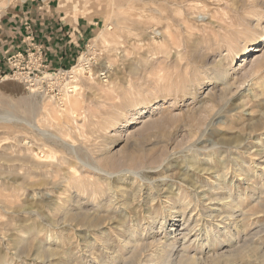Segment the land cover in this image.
<instances>
[{
	"label": "rangeland",
	"instance_id": "1",
	"mask_svg": "<svg viewBox=\"0 0 264 264\" xmlns=\"http://www.w3.org/2000/svg\"><path fill=\"white\" fill-rule=\"evenodd\" d=\"M14 1L0 0V19ZM51 1L59 2L60 9L78 21L90 22L95 32L85 41L74 61L62 67L65 70L50 66V77L29 73L32 69L22 65L15 78L7 76L9 72L0 71V110L12 111L49 132L39 134L25 123H17L19 130L8 129L0 122V168L3 166L0 169V200H3L0 202V264H91L93 261L94 264L98 261V264H171L167 261L169 252L156 258L154 246H142L152 241L153 235L160 243H174L179 254L194 252L201 259H211V253L215 257L229 247L228 250L237 255L234 264H264V0ZM246 51L248 54L244 57ZM223 70L228 74L221 79L218 73ZM255 95L260 99L254 100ZM207 128L208 132L203 134ZM218 130H223L222 134ZM244 132L243 142L233 141ZM69 144H73V150ZM136 152L144 157L143 161L139 158L141 164L130 161ZM29 157L35 161H29ZM53 157L55 162H46ZM223 158L231 167L226 169L231 172L227 181L220 182L217 174L225 170L220 163ZM38 162L43 164L37 165ZM112 170L116 173L106 176ZM134 172L141 177H134ZM73 175L76 178L80 175L77 183L71 181ZM137 182L144 185L140 189L160 186L165 194L148 203L139 195L133 209L96 205L101 200H111L116 193L121 195L124 184L131 186L132 191ZM93 186L108 191L100 199H94L95 206H92ZM167 186H175L176 193L188 190L185 193L192 199L191 206L180 202L174 206L175 202L170 205L165 201V195H169ZM194 186L203 192L200 198L204 200L199 201L194 195ZM213 194H220L222 198L218 200ZM65 195H71L73 206L63 212L51 201L54 198L60 201ZM224 201L230 204L223 205ZM149 204L151 206L147 207ZM105 210H109L110 216L116 214V219L99 227L80 223L101 219ZM66 213L74 217L75 222L72 218L67 220ZM173 216L188 228V236L184 234L182 241L178 240L177 233L169 232ZM224 216L241 223L228 228L232 236L225 242V232L218 229L220 238L215 243L213 235L208 236L206 232L214 234L211 225L224 226L225 223H221ZM163 222H167L164 229L160 228ZM201 228H205L204 231ZM105 229L106 235H100ZM133 229L137 230L138 241L129 242ZM237 229L240 232L237 233ZM242 248L247 251L246 256L242 255ZM172 254L170 260L177 264L179 257L176 258L175 250Z\"/></svg>",
	"mask_w": 264,
	"mask_h": 264
},
{
	"label": "bare ground",
	"instance_id": "2",
	"mask_svg": "<svg viewBox=\"0 0 264 264\" xmlns=\"http://www.w3.org/2000/svg\"><path fill=\"white\" fill-rule=\"evenodd\" d=\"M128 1V0H127ZM121 2V1H120ZM123 3V2H122ZM130 3V2H129ZM141 3H142V1H141ZM257 3V2H256ZM116 5V4H115ZM138 7V6H137ZM122 9V8H121ZM125 10V9H124ZM138 10V9H137ZM142 10V9H141ZM246 11V10H245ZM250 13V12H249ZM254 13V12H253ZM144 14V13H143ZM250 14H252V13H250ZM253 15V14H252ZM246 16H247V14H246ZM259 16V15H258ZM140 17V16H139ZM252 17V16H251ZM250 17V18H251ZM251 20V19H250ZM249 20V21H250ZM259 21V20H258ZM260 22V21H259ZM249 23V22H248ZM146 24H148L147 23V21H146ZM235 24V23H234ZM141 27V26H140ZM238 29V28H237ZM232 35V34H231ZM260 42H262V41H260ZM259 48V47H258ZM257 48V49H258ZM246 50V49H245ZM248 54V52L246 51V53L243 55L244 57H246V55ZM242 57V56H241ZM222 66H224V65H222ZM220 67V66H219ZM72 70V69H71ZM226 70H223V71H221V72H219L218 73V76H219V78H221V77H224L225 75H226ZM228 74V73H227ZM230 74V73H229ZM213 75V74H212ZM211 75V76H212ZM214 77H216L215 75H214ZM208 78V77H207ZM264 78V77H263ZM216 79V78H215ZM222 79V78H221ZM211 80H213L212 78H211ZM209 81V80H208ZM223 81V80H222ZM225 81H226V78H225ZM259 81V80H258ZM222 84H225V83H222ZM229 84V83H228ZM258 85V84H257ZM224 86V85H223ZM253 86V85H252ZM264 86V85H263ZM257 87H260V86H257ZM218 88V87H217ZM223 88H225V87H223ZM227 88V87H226ZM256 89H258V88H256ZM262 91V90H261ZM264 91V90H263ZM227 92V91H226ZM225 92V93H226ZM253 92H255V91H253ZM213 94V93H212ZM215 94H217V93H215ZM248 94H251V93H249L248 92ZM253 94V93H252ZM259 94V93H258ZM262 94L264 95V92H262ZM214 95V94H213ZM218 95V94H217ZM226 95V94H225ZM47 96V95H46ZM221 96V95H220ZM216 97H218V96H216ZM262 97H264V96H262ZM253 99L254 100H259L260 98H259V96L258 95H255L254 97H253ZM222 100V99H221ZM220 100V101H221ZM219 101V100H218ZM248 101V100H247ZM262 101L264 102V98L262 99ZM219 103V102H218ZM227 103V102H226ZM219 106H222V105H219ZM224 108V107H223ZM228 109V108H227ZM231 109V108H230ZM246 109V108H245ZM226 110V109H225ZM224 110V111H225ZM247 110H249V109H247ZM0 111H2V110H0ZM33 111V110H32ZM233 111V110H232ZM223 112V111H222ZM239 112H240V110H239ZM236 113V112H235ZM244 113H246V112H244ZM263 113H264V110H263ZM237 114V113H236ZM239 114V113H238ZM48 115V114H47ZM249 115L251 116L252 115V112L251 111H249ZM263 116V115H262ZM218 117V116H217ZM220 118V117H219ZM222 118V117H221ZM215 119V118H214ZM213 119V120H214ZM38 120V119H37ZM217 120H219V119H217ZM222 120V119H221ZM261 120V119H260ZM42 121V120H41ZM145 121H147L146 119H145ZM220 121V120H219ZM223 121V120H222ZM221 121V122H222ZM263 121V120H262ZM0 122H2V123H5V127H8V129H13V130H19V126H18V124L19 123H25L26 125H28V126H30L31 128H33V131L35 130L37 133H39V134H47V133H49L47 130H45L43 127H42V125L40 126L39 124H35L34 122H31V121H29L28 119H26V118H23V117H19V116H17V115H15L12 111H5V112H3L2 111V113H0ZM12 122H16V124L15 123H12ZM227 122V121H226ZM18 123V124H17ZM210 125V124H209ZM256 125V124H255ZM254 125V126H255ZM204 126V125H203ZM211 127V126H210ZM259 127V123L257 124V128ZM220 128V127H219ZM262 128H264V126L262 127ZM261 128V126H260V129H262ZM204 129V128H203ZM213 129V128H212ZM222 129V128H221ZM255 129V128H254ZM5 130V129H4ZM28 130V129H27ZM233 130V129H232ZM23 131H26V129L25 130H23ZM213 131V130H212ZM227 131V130H226ZM234 131V130H233ZM258 131V130H257ZM257 131H255L254 130V132H257ZM264 131V130H263ZM206 132H208V128L207 129H205L204 131H203V134H205ZM218 132L220 133V134H222V132H223V130H218ZM31 133H33L32 131H31ZM213 133V132H212ZM229 133V132H228ZM245 133L246 132H244V133H239L238 135H237V137H235V139L233 140V141H237L238 143H240L246 136H244L245 135ZM253 133V132H252ZM258 133V132H257ZM215 134V133H214ZM224 134V133H223ZM249 134V133H248ZM260 134V133H259ZM261 134H262V132H261ZM15 135V134H14ZM18 135V134H17ZM24 135H26V134H24ZM29 135V134H28ZM35 135V134H34ZM49 135V134H48ZM47 135V136H48ZM207 135H209V134H207ZM226 135V134H225ZM233 135V134H232ZM254 135H255V133H254ZM18 136H20V135H18ZM39 136V135H38ZM46 136V135H45ZM248 136V135H247ZM225 137H227V136H225ZM230 137V136H229ZM261 137V136H260ZM199 138V137H198ZM203 138V137H202ZM232 138V137H231ZM37 139V138H36ZM196 139V138H195ZM200 139V138H199ZM233 139V138H232ZM211 140H212V138H211ZM250 140V139H249ZM248 140V141H249ZM63 141H64V139H63ZM202 141V140H201ZM260 141V140H259ZM65 142V141H64ZM195 142H197V141H195ZM211 142V141H210ZM214 142V141H213ZM243 142V141H242ZM26 143V142H25ZM37 143V142H36ZM41 143V142H40ZM199 143V142H198ZM197 143V144H198ZM28 144V143H27ZM31 144V143H30ZM42 144H44V143H42ZM67 144V143H66ZM200 144H202L201 142H200ZM212 144V143H211ZM216 144V143H215ZM1 145V144H0ZM32 145V144H31ZM199 145V144H198ZM242 145V144H241ZM260 145V144H259ZM30 146V145H29ZM189 146V145H188ZM191 146V145H190ZM237 146V145H236ZM245 146V145H244ZM247 146V145H246ZM197 147H199V146H197ZM196 147V148H197ZM11 148V147H10ZM69 148L70 149H74V146H73V144L71 145V144H69ZM227 148V147H226ZM26 149V148H25ZM31 149V148H30ZM260 149V148H259ZM10 150V149H9ZM12 150H14V149H12ZM204 150V149H203ZM220 150V149H219ZM227 150H228V148H227ZM235 150H237L236 148H235ZM252 150V149H251ZM28 151V150H27ZM74 151H76V150H74ZM188 151V150H187ZM193 151V150H192ZM242 151V150H241ZM6 152V151H5ZM140 152H142V151H140ZM206 152V151H205ZM252 152H253V150H252ZM18 153H21V152H18ZM28 153V152H27ZM74 153V152H73ZM255 153H256V151H255ZM262 153V152H261ZM260 153V154H261ZM3 154V153H2ZM6 154V153H5ZM13 154V153H12ZM31 154V153H30ZM137 154V152L135 153V154H133L132 156H131V159H130V161H132L133 163H137L138 161H139V158H141V160L143 161L144 160V157H142L143 155H142V153H141V155H136ZM191 154V153H190ZM244 154V153H243ZM263 154H264V152H263ZM9 155V154H8ZM29 155V154H28ZM146 155V154H145ZM183 155V154H182ZM226 155V154H225ZM232 155V154H231ZM4 156V155H3ZM11 156V155H10ZM23 156H25V155H23ZM245 156V155H244ZM253 156H254V154H253ZM263 156V155H262ZM6 157V156H5ZM16 157V156H15ZM31 157V156H30ZM30 157H29V161L31 160L30 159ZM47 157V156H46ZM175 157V156H174ZM247 157V156H246ZM251 159H253L252 158V155H250L249 156ZM32 158V157H31ZM34 158V157H33ZM56 158V157H55ZM169 158V157H168ZM255 158H257L256 157V155H255ZM264 158V157H263ZM4 159H6V158H4ZM16 159V158H15ZM20 159V158H19ZM26 159H27V157H26ZM37 159H40V158H38L37 157ZM46 159V158H45ZM48 159V158H47ZM52 159H54V157L53 158H51L50 160H46V162L47 161H49V162H47V163H53V162H55V161H53ZM199 159H201V157L199 158ZM198 159V160H199ZM249 159V158H248ZM12 160V159H11ZM79 160V159H78ZM169 160H170V158H169ZM187 160V159H186ZM203 160V159H202ZM206 160V159H205ZM236 160V159H235ZM243 160V159H242ZM244 160H245V158H244ZM256 160V159H255ZM259 160V159H258ZM28 161V162H29ZM32 161V160H31ZM33 161H35V159L33 160ZM32 161V162H33ZM58 161H60V160H58ZM104 161H105V159H104ZM200 161V160H199ZM204 161V160H203ZM210 162H211V160H209ZM208 161V162H209ZM248 161V160H247ZM262 161V160H261ZM264 161V160H263ZM12 162V161H11ZM28 162H27V164H28ZM74 162V161H73ZM81 162V161H80ZM186 161H184V163H185ZM207 162V163H208ZM260 162V161H259ZM30 163V162H29ZM39 164H37V165H40V164H43L42 162H38ZM139 164H141L140 162H138ZM137 163V164H138ZM167 163V162H166ZM220 163H223V168L225 169L222 173H219V174H217V178L220 180V182H222V181H227L228 180V176H229V172H231V171H229L228 172V170L226 169L227 167H228V165H227V160L226 159H220ZM252 163V162H251ZM251 163H249V164H251ZM12 164V163H11ZM18 164V163H17ZM60 164H62V163H60ZM59 164V165H60ZM132 164V163H131ZM144 164V163H143ZM155 164V163H154ZM212 164V163H211ZM248 163H247V165H249ZM260 164V163H259ZM8 165V164H7ZM82 165H84L83 163H82ZM103 165V164H102ZM105 165V164H104ZM114 165V167L113 168H115V164H113ZM120 165V164H119ZM134 165V164H133ZM151 165V164H150ZM160 165V164H159ZM168 165V164H167ZM233 166H234V164H232ZM237 165V164H236ZM26 166H28V165H26ZM64 166V165H63ZM76 166V165H75ZM88 166V165H87ZM147 166V165H146ZM161 166V165H160ZM160 166H158V167H160ZM186 166V165H185ZM206 166V165H205ZM251 166H253V164L251 165ZM254 166H256V165H254ZM24 167V166H23ZM105 167V166H104ZM111 167V166H110ZM119 167H121V166H119ZM139 167V166H138ZM145 167V166H144ZM152 167V165L150 166V168ZM158 167H157V169H158ZM183 167V166H182ZM8 168V167H7ZM13 168V167H12ZM17 168V167H16ZM61 168H63V167H61ZM93 168H95V169H98V170H100V171H103L102 170V168H99V167H93ZM112 168V167H111ZM126 168V167H125ZM130 168H132V167H130ZM143 168V167H142ZM146 168H148V167H146ZM162 169H164L163 167H161ZM209 168V167H208ZM207 168V169H208ZM228 168H231L230 166L228 167ZM237 168V167H236ZM245 168V167H244ZM260 168V167H259ZM258 168V169H259ZM263 168H264V166H263ZM0 169H3V166H2V168H0ZM15 169V168H14ZM78 169V168H77ZM134 169V168H133ZM136 169H138V168H136ZM141 169V168H140ZM180 169H183V168H180ZM195 169V168H194ZM258 169H256L257 171H258ZM69 170V169H68ZM117 170H119V169H117ZM127 170H128V167H127ZM143 170V169H142ZM141 170V171H142ZM147 170V169H146ZM156 169H154V171H155ZM211 170V169H210ZM236 170V169H235ZM242 170V169H241ZM14 171V170H13ZM27 171V170H26ZM25 171V172H26ZM87 171V170H86ZM86 171H84V172H86ZM111 171V170H110ZM114 171H116V170H114ZM136 171V170H135ZM187 171V170H186ZM197 171V170H196ZM243 171V170H242ZM241 171V172H242ZM252 171V170H251ZM250 171V172H251ZM253 171H255V170H253ZM263 171V170H262ZM16 172H18V171H16ZM30 172V171H29ZM64 172H66V171H64ZM105 172V171H104ZM127 172V171H126ZM184 172V171H183ZM182 172V173H183ZM198 172H200L199 170H198ZM220 172V171H219ZM240 172V173H241ZM244 172V171H243ZM7 173V172H6ZM19 173V172H18ZM23 173V172H22ZM68 173V172H67ZM71 173V172H70ZM89 173V172H88ZM115 174L116 172H113V170H112V172H108V173H106V176H111V175H113V174ZM120 173V172H119ZM196 173V172H195ZM211 173V172H210ZM62 174V173H61ZM99 174V173H98ZM102 174V173H101ZM105 174V173H104ZM125 174V173H124ZM158 174V173H157ZM185 174H186V172H185ZM207 174V173H206ZM215 174V173H214ZM243 174V173H242ZM246 174V173H245ZM252 174H253V172H252ZM18 175H21V174H18ZM25 175V174H24ZM29 175V174H28ZM56 175V174H55ZM103 175V174H102ZM121 175V174H120ZM126 175V174H125ZM134 177H136V178H139V177H141V175L138 173V172H134ZM150 175V174H149ZM196 175V174H195ZM259 175V174H258ZM257 175V176H258ZM262 175V174H261ZM260 175V176H261ZM32 176V175H31ZM64 176V175H63ZM76 176V175H75ZM74 175H73V177H71L70 179H71V181L73 182V183H77V180L76 179H79V176H78V178H76ZM83 176V175H82ZM96 176V175H95ZM119 176V175H118ZM197 176V175H196ZM245 176V175H244ZM21 177V176H20ZM23 177V176H22ZM40 177V176H39ZM39 177H37V178H39ZM56 177V176H55ZM188 177V176H187ZM186 177V178H187ZM234 177V176H233ZM32 178V177H31ZM59 178V177H58ZM88 178V177H87ZM102 178V177H101ZM135 178V179H136ZM242 178H244V177H242ZM248 178V177H247ZM250 178V177H249ZM253 178H255V177H253ZM19 179V178H18ZM23 179V178H22ZM26 179V178H25ZM34 179V178H33ZM42 179V178H41ZM46 179H48V178H46ZM111 179H112V177H111ZM116 179V178H115ZM158 179H160V178H158ZM208 179H209V177H208ZM213 179L214 178H212V183H213ZM21 180V179H20ZM37 180V179H36ZM39 180V179H38ZM59 180H62V179H59ZM80 180H81V178H80ZM103 180V179H102ZM117 180V179H116ZM142 180H144V179H142ZM192 180V179H191ZM232 180H233V178H232ZM245 180H247V179H245ZM249 180H251V179H249ZM248 180V181H249ZM41 181V180H40ZM55 181H58L57 179H55ZM67 181V180H66ZM79 181V180H78ZM112 181V180H111ZM129 181H131V180H129ZM161 181V180H160ZM167 181H169V180H167ZM197 181H198V179H197ZM215 181V180H214ZM21 182V181H20ZM31 182V181H30ZM35 182V181H34ZM39 182V181H38ZM98 182H99V180H98ZM102 182V181H101ZM120 182H122V181H120ZM139 182V181H138ZM138 182H137V184L135 183L134 185H133V190L131 191L130 190V188L129 187H131V186H126L125 184H124V186H122V188H121V192H122V194L121 195H119V193H116L114 196H111V200H101V201H99V203L98 204H96L97 206H102V207H104L105 208V206L107 207H111L112 209H115L116 207H119V208H121V209H123V208H125V209H133L134 208V206H135V201H136V199L138 198V196L139 195H142L143 196V198H144V202L145 203H148V202H151V201H155L156 200V198H157V196H160V195H163V194H165V191L162 189V188H159V187H156L155 185H148V187L147 188H144V189H140L142 186H144V185H142V184H138ZM147 182V181H146ZM200 182V181H199ZM37 183V182H36ZM52 183V182H51ZM92 183V185H94V184H97L96 182H91ZM150 183V182H149ZM170 183V182H169ZM181 183V182H180ZM197 183V182H196ZM206 183V182H205ZM210 183V182H209ZM208 183V184H209ZM234 183V182H233ZM25 184V183H24ZM114 184V183H113ZM116 184V183H115ZM154 184V183H153ZM173 184V183H172ZM171 184V185H172ZM198 184V183H197ZM207 184V185H208ZM230 183H228V185H229ZM246 184H247V182H246ZM263 184V183H262ZM16 185V184H15ZM30 185H32L31 183H30ZM63 185V184H62ZM65 185V184H64ZM63 185V186H64ZM81 185V184H80ZM83 185V184H82ZM84 185H86V184H84ZM119 185V184H118ZM120 185H122V184H120ZM142 185V186H141ZM194 185V184H193ZM193 185H192V187H193ZM201 185H204V184H201ZM218 185H220V184H218ZM223 186H224V184H222ZM221 185V186H222ZM232 185V184H231ZM239 185V184H238ZM250 185V184H249ZM254 185V184H253ZM252 185V186H253ZM259 185V184H258ZM2 186V185H1ZM36 186H38V185H36ZM44 186V185H43ZM53 187H54V185H52ZM141 186V187H140ZM147 186V185H146ZM173 186V185H172ZM172 186H170V187H168V189L166 190L167 191V194H169V195H165V197L167 198L165 201H168L169 203H170V205H172V204H174V202H175V204H174V206L176 205V202H180L181 204H183V206H191V204H192V199L189 197V194L187 195L185 192L186 191H188V190H186V191H182V192H178V193H176L175 192V189H174V187H172ZM230 186V185H229ZM233 186V185H232ZM260 186V185H259ZM21 187V186H20ZM19 187V188H20ZM38 187H40V186H38ZM65 187V186H64ZM86 187V186H85ZM89 187V186H88ZM94 187V189H93V196H94V198H93V204H92V206H95V200L94 199H96V198H99V197H101V196H103V195H105L108 191L107 190H104V189H106V188H104V189H101L100 187L98 188L97 186H93ZM106 187H107V185H106ZM120 187V186H119ZM118 187V188H119ZM140 187V188H139ZM162 187V186H161ZM195 187V189H193L192 191H194L195 192V196H197L198 197V199H199V201L201 200V199H203L204 200V198H200V196L202 195V193L203 192H201V190L200 191H197V187L196 186H194ZM201 187H204V186H201ZM213 187V186H212ZM215 187V186H214ZM218 187V186H217ZM226 187V186H225ZM251 187V186H250ZM254 187H256L257 188V185L256 186H254ZM5 188V187H4ZM46 188V187H45ZM44 188V189H45ZM65 188H67V187H65ZM80 188V187H79ZM108 188V187H107ZM209 188H211V186L209 187ZM231 188V186L229 187V189ZM234 188V187H233ZM246 188H247V186H246ZM253 188V187H252ZM255 188V189H256ZM260 188V187H259ZM56 189H57V187H56ZM61 189V188H60ZM63 189V188H62ZM76 189V188H75ZM74 189V190H75ZM82 189V188H81ZM189 189V188H188ZM200 189V188H199ZM203 189V188H202ZM206 189V188H205ZM211 189H214V188H211ZM210 189V190H211ZM255 189H253V190H255ZM21 190H23V188L21 189ZM67 190V189H66ZM86 190V188L84 189V191ZM182 190H183V188H182ZM218 190H219V188H218ZM218 190H216V192L218 191ZM256 190H258V188L256 189ZM36 191V190H35ZM53 191V190H52ZM76 191V190H75ZM112 191V190H111ZM119 191V192H120ZM178 191V190H177ZM213 191H215V190H213ZM219 191H221V189L219 190ZM218 191V192H219ZM225 191H226V189H225ZM70 192V191H69ZM76 192H78V191H76ZM80 192H81V190H80ZM89 192V191H88ZM113 192V191H112ZM210 192V191H209ZM215 192V193H216ZM230 193H231V191H229ZM239 192V191H238ZM242 192V191H241ZM257 192V191H256ZM259 192V191H258ZM261 192V191H260ZM264 192V191H263ZM40 193V192H39ZM193 193V192H192ZM222 193V192H221ZM227 193V192H226ZM253 193H254V191H253ZM34 194V196H35V192L33 193ZM50 194V193H49ZM51 194H53V193H51ZM58 194V193H57ZM67 194H70V193H67ZM78 194H80V193H78ZM82 194V193H81ZM232 195L234 194L233 192L231 193ZM236 194V193H235ZM24 195V194H23ZM30 195H32V194H30ZM71 195H73V194H71ZM70 195V196H71ZM204 195V194H203ZM202 195V196H203ZM211 195V194H210ZM215 197L214 198H217L218 200L220 199V198H222V195H220V194H213ZM228 195V194H227ZM226 195V196H227ZM60 196H62V195H60ZM69 195H65V198H62V200H57V198H54L55 200L54 201H51V203L53 204V206H57V209L58 210H63V212L64 211H67L68 210V207L69 206H71L72 205V201H73V199L70 197ZM78 196V195H77ZM77 196H75V197H77ZM80 196V195H79ZM85 196V195H84ZM246 196V195H245ZM258 196V195H257ZM257 196H256V199H257ZM16 197V196H15ZM140 197V196H139ZM205 197V196H204ZM260 196H258V198H259ZM88 198H89V196H88ZM163 198V197H162ZM224 198H226V197H224ZM243 198V197H242ZM248 198V197H247ZM247 198H244V199H246L247 200ZM255 198V197H254ZM92 199V198H91ZM100 199V198H99ZM98 199V200H99ZM197 199V198H196ZM197 199V200H198ZM235 199H237V198H235ZM238 199H240V198H238ZM255 199V200H256ZM139 200V199H138ZM202 200V201H203ZM210 200V199H209ZM223 200V199H222ZM221 200V201H222ZM227 200V199H226ZM3 201V200H2ZM1 200H0V202H2ZM5 201V200H4ZM13 201H15V200H13ZM103 201H105V202H103ZM208 201V200H207ZM206 201V203H208ZM228 201V200H227ZM249 201V200H248ZM33 202V201H32ZM40 202V201H39ZM83 202V201H82ZM139 202V201H138ZM212 202V201H211ZM231 202V201H230ZM242 202V201H241ZM243 202H247V201H243ZM88 203V202H87ZM90 203V202H89ZM193 203H194V201H193ZM205 203V202H204ZM203 203V204H204ZM210 203V202H209ZM261 203V202H260ZM39 204V203H38ZM73 204H75V203H73ZM82 204H84V203H82ZM214 204V203H213ZM223 205H229L230 203L229 202H223L222 203ZM246 204V203H245ZM13 205H14V203H13ZM12 205V206H13ZM17 205V204H16ZM21 205V204H20ZM47 205V204H46ZM90 205V204H89ZM211 205V204H210ZM28 205H26V207H27ZM73 206V205H72ZM76 206H78V204L76 205ZM91 206V207H92ZM96 206V207H97ZM141 206V205H140ZM145 206V205H144ZM148 206H151L150 204L149 205H147V207ZM160 206V205H159ZM195 206V205H194ZM193 206V207H194ZM136 207V206H135ZM167 207V206H166ZM170 207V206H169ZM201 207V206H200ZM205 207V206H204ZM247 207V206H246ZM16 208V207H15ZM19 208H20V206H19ZM30 208H32V207H30ZM36 208V207H35ZM71 208H74V207H71ZM86 208H87V206H86ZM100 208V207H99ZM137 208H139V207H137ZM153 208V207H152ZM190 208V207H189ZM259 208V207H258ZM9 209L11 210V208L9 207ZM27 209H29V208H27ZM89 209V208H88ZM91 209V208H90ZM197 209V208H196ZM203 209V208H202ZM26 210V209H25ZM38 210H39V207H38ZM45 210H46V208H45ZM84 210V209H83ZM97 210V209H96ZM100 210V209H99ZM109 210H111V209H109ZM109 210H105L104 212H105V215L104 216H102L101 217V219H95V218H92V220L91 221H87V220H84V221H82V222H80V223H82V224H84V225H87V226H91V227H99V226H102L101 224L102 223H104V222H107V221H110V220H114V218L116 219V214H113V215H115V216H110V213L108 212ZM184 210V209H183ZM21 211V210H20ZM19 211V212H20ZM23 211H24V209H23ZM34 211V210H33ZM75 211H79V210H75ZM80 211H82V210H80ZM89 211V210H88ZM93 211V210H92ZM126 211V210H125ZM184 211H188V210H184ZM208 211V210H207ZM225 211V210H224ZM239 211H240V209H239ZM243 211V210H242ZM254 211V210H253ZM257 211V210H256ZM260 211H262V210H260ZM264 211V210H263ZM46 212V211H45ZM180 212V211H179ZM219 212V211H218ZM124 211L122 212V214H121V216H123L124 215ZM175 213V212H174ZM196 213V212H195ZM199 213V212H198ZM211 213H212V210H211ZM238 213V212H237ZM246 213V212H245ZM258 213H260V212H258ZM182 214H184V213H182ZM190 214V213H189ZM209 215H210V213H208ZM232 214V213H231ZM66 215V219L67 220H69L70 218H72V221H74L75 220V218L74 217H71L70 216V214H65ZM68 215V216H67ZM185 215V214H184ZM190 215H193V214H190ZM201 215H203V214H201ZM207 215V214H206ZM246 215V214H245ZM127 216V215H126ZM135 216H137V215H135ZM145 216V215H144ZM196 216V215H195ZM198 216V215H197ZM200 216V215H199ZM205 216V215H204ZM58 217V216H57ZM56 217V218H57ZM79 217V216H78ZM82 217V216H81ZM81 217H80V219H81ZM133 217V216H132ZM241 217V216H240ZM251 217V216H250ZM43 218V217H42ZM62 218V217H61ZM64 218V217H63ZM91 218V217H90ZM124 218V217H123ZM151 218V217H150ZM154 218V217H153ZM161 218V217H160ZM202 218V217H201ZM204 218V217H203ZM206 218H208V217H206ZM239 218V217H238ZM238 218H236V219H238ZM242 218V217H241ZM79 219V218H78ZM82 219H83V217H82ZM126 219V218H125ZM191 219V216H190V218H189V220ZM198 219V218H197ZM219 219V218H218ZM253 219V218H252ZM55 220V219H54ZM136 220V219H135ZM61 221H62V219H61ZM66 221V220H65ZM77 221V220H76ZM79 221L80 220H78V224H79ZM156 221V220H155ZM166 221V220H165ZM225 221V222H224ZM32 222V221H31ZM52 222H55V221H52ZM75 222V221H74ZM127 222V221H126ZM162 222V221H161ZM185 222V221H184ZM194 222H196V221H194ZM236 221L235 220H233L232 221V217L230 218V216H224L223 217V221L221 222V223H225V225L224 226H221V225H219V227H215V226H213L212 227V225L210 226V229H212L213 231H214V234H211V233H209V232H206L207 233V235L208 236H212L213 238H214V241H215V243L216 242H219V238H220V234H218V229H220V230H222V232L224 231L225 232V239H227V240H224L223 242H225V241H228V240H230L231 239V236H232V233L231 232H229L228 231V228H230L231 226H232V224H235V225H238V223H235ZM251 222V221H250ZM77 223V222H76ZM119 223V222H118ZM166 223L167 222H163L162 224H161V227L160 228H163L164 229V227H165V225H166ZM190 223V222H189ZM241 223V222H240ZM240 223H239V225H240ZM132 224V223H131ZM139 224V223H138ZM75 225V224H74ZM109 225V224H108ZM107 225V226H108ZM146 225V224H145ZM170 225H172V228L170 229V233H177L178 234V240L179 241H182V239H183V237L182 236H184V234H186V236H188V228L186 229V226H185V224L184 223H182L179 219H177V217H175L174 218V216H173V219H172V222L170 223ZM191 225V224H190ZM193 225V224H192ZM238 225V226H239ZM252 225V224H251ZM80 226V225H79ZM246 226H247V224H246ZM72 227V226H71ZM135 227H136V225H135ZM142 227V226H141ZM37 228V227H36ZM126 228H128L127 226H126ZM132 228V227H131ZM150 228H152V227H150ZM154 228V227H153ZM233 229H235V227H232ZM241 228V227H240ZM244 228V227H243ZM18 229V228H17ZM100 229V228H99ZM166 229V228H165ZM201 229H203V228H201ZM200 229V230H201ZM205 229V228H204ZM204 229H203V231H204ZM242 229V228H241ZM245 229V228H244ZM254 229V228H253ZM81 230V229H80ZM87 230V229H86ZM134 230V229H133ZM196 230V229H195ZM230 230V229H229ZM91 231V230H90ZM112 231V230H111ZM231 231V230H230ZM233 231V230H232ZM253 231V230H252ZM46 232H48V231H46ZM50 232V231H49ZM62 232V231H61ZM107 231H106V229L105 230H102V231H100V235H106L105 233H106ZM113 232V231H112ZM144 232V231H143ZM161 232V231H160ZM163 232V231H162ZM196 232V231H195ZM236 232V231H235ZM238 232H240V229H239V231H238V229H237V233ZM246 232V231H245ZM19 233V232H18ZM36 233V232H35ZM64 233V232H63ZM63 233H61V234H63ZM91 233V232H90ZM122 233V232H121ZM126 233H127V231H126ZM192 233V232H191ZM190 233V234H191ZM31 234V233H30ZM37 234V233H36ZM46 234V233H45ZM58 234V233H57ZM88 234V233H87ZM146 234V233H145ZM152 234V233H151ZM156 234V233H155ZM189 234V235H190ZM195 234V233H194ZM204 234V233H203ZM258 234V233H257ZM261 234V233H260ZM54 235V234H53ZM99 235V234H98ZM162 235V234H161ZM197 235V234H196ZM200 235V234H199ZM32 236V235H31ZM58 236V235H57ZM85 236V235H84ZM132 239H130L129 238V242H136V241H138V234H137V230L135 229L133 232H132ZM151 236V235H150ZM207 236V237H208ZM246 236V235H245ZM245 236H244V238H245ZM248 236V235H247ZM249 236H252V235H249ZM258 236V235H257ZM33 237V236H32ZM49 237H51V236H49ZM60 237V236H59ZM87 237H88V235H87ZM99 237V236H98ZM107 237V236H106ZM172 237V236H171ZM174 237V236H173ZM177 237V236H176ZM68 238V237H67ZM140 238V237H139ZM193 238V237H192ZM196 238L197 237H195L194 239L196 240ZM201 238V237H200ZM204 238H205V236H204ZM254 238V237H253ZM18 239H19V237H18ZM186 239V238H185ZM184 239V240H185ZM249 239V238H248ZM252 239V238H251ZM255 239V238H254ZM16 240V239H15ZM49 240H50V238H49ZM56 240V239H55ZM54 240V241H55ZM100 240V239H99ZM101 240H102V238H101ZM122 240H124V239H122ZM188 240V239H187ZM192 240V239H191ZM209 240V239H208ZM247 240V239H246ZM42 241V240H41ZM91 241V240H90ZM162 241V240H161ZM17 242V241H16ZM44 242V241H43ZM92 242V241H91ZM91 242H89V244H91ZM191 242V241H190ZM244 242V241H243ZM246 242V241H245ZM250 242H252V241H250ZM25 243V242H24ZM23 243V244H24ZM96 243V242H95ZM94 243V244H95ZM98 243V242H97ZM123 243V242H122ZM178 243V242H177ZM185 243V242H184ZM228 243V242H227ZM226 243V244H227ZM231 243V242H230ZM239 243V242H238ZM14 244H16V243H14ZM19 244V243H18ZM59 244V243H58ZM93 244V243H92ZM104 244V243H103ZM102 244V245H103ZM124 244H126V242L124 243ZM147 244H150L151 246H154L155 247V253H154V255H155V257L156 258H159V257H164V255H165V253L166 252H169L170 254V259H172V257L174 256L172 253H174V250H175V254L177 255L176 256V258H178L179 257V260H177L176 261V259H174L176 262H177V264H234V262H236L235 261V259L237 258V255H236V253L234 254V253H232L230 250H228V249H230L229 247H228V245H227V249L225 248V250L223 249L221 252H219V254H215L216 256L215 257H213V254L211 253V252H209V253H211V255H212V258L211 259H201V257H199V255L197 256V253H195V254H193V253H188V252H183V253H181V254H179L180 253V250H178L177 249V247H176V245L174 244V243H167V241H166V243H160L159 241H158V239H156V235L154 236H152V241H150V242H146V243H144L142 246H146ZM210 244V243H209ZM208 244V245H209ZM214 244V243H213ZM221 245H223L224 243H220ZM243 244V243H242ZM41 245V244H40ZM87 245V244H86ZM177 245H179V244H177ZM196 245V244H195ZM259 245H261V244H259ZM37 246V245H36ZM48 246V245H47ZM89 246V245H88ZM88 246H87V248H88ZM123 246H125V245H123ZM128 246V245H127ZM183 246L184 247H186L184 244H183ZM182 246V247H183ZM211 246V245H210ZM238 246H240L239 244H238ZM245 246V245H244ZM33 247V246H32ZM104 247V246H103ZM130 247V246H129ZM187 247H189V246H187ZM191 248H192V246H190ZM206 247V246H205ZM209 247V246H208ZM212 247V246H211ZM215 247V246H214ZM213 247V248H214ZM223 247V246H222ZM31 248V247H30ZM47 248V247H46ZM110 248V247H109ZM124 248V247H123ZM204 248V247H203ZM212 248V249H213ZM236 248V247H235ZM235 248H233V249H235ZM238 248V247H237ZM99 249V248H98ZM195 249V248H194ZM240 248H238V250H239ZM243 249V248H242ZM247 249V248H246ZM261 249V248H260ZM40 250V249H39ZM89 250H90V248H89ZM94 250H96V249H94ZM103 250V249H102ZM101 250V251H102ZM116 250V249H115ZM153 250V251H154ZM183 250V249H182ZM206 250V249H205ZM214 250H215V248H214ZM237 250V251H238ZM244 250V252H242V255H244V256H246L247 255V251L245 250V249H243ZM46 251H48V250H46ZM88 251V250H87ZM97 251V250H96ZM109 251V250H108ZM145 251V250H144ZM208 251H210V250H208ZM240 251V250H239ZM250 251V250H249ZM111 252V251H110ZM113 252V251H112ZM198 252V251H197ZM203 251H200L199 253H202ZM206 252V251H205ZM213 252V251H212ZM258 252V251H257ZM36 253H37V251H36ZM198 253V254H199ZM204 253V252H203ZM208 253V252H207ZM250 253H254V252H250ZM120 254V253H119ZM205 254V253H204ZM257 254V253H256ZM91 255V254H90ZM111 255H114V252H113V254H111ZM116 255V254H115ZM122 255V254H121ZM259 255V254H258ZM92 256V255H91ZM261 256V255H260ZM259 256V257H260ZM66 257H68V256H66ZM110 257V256H109ZM204 257V256H203ZM206 258H207V256H205ZM64 258V257H63ZM94 258V257H93ZM111 258V257H110ZM115 258V257H114ZM167 258H168V255H167ZM175 258V257H174ZM250 258V257H249ZM249 258H248V260H249ZM253 258V257H252ZM67 259V258H66ZM103 258H101L100 260H102ZM112 259V258H111ZM118 257H116V259H115V261H118ZM121 259V258H120ZM144 259V258H143ZM170 259H168L167 261L169 262V263H171V264H174L175 262H171V260ZM260 259V258H259ZM99 260V259H98ZM256 260V259H255ZM89 261V260H88ZM95 261H96V259H95ZM251 261V260H250ZM258 261V260H257ZM7 262V261H6ZM100 261H98V263H99ZM102 262V261H101ZM106 262V261H105ZM113 262V261H112ZM64 263V262H63ZM88 263V262H87ZM98 263H96V264H98ZM122 263V262H121ZM143 263V262H142ZM241 263V262H240ZM91 264H94V261H93V263H91ZM104 264V263H103ZM123 264V263H122ZM137 264V263H136Z\"/></svg>",
	"mask_w": 264,
	"mask_h": 264
},
{
	"label": "crops",
	"instance_id": "3",
	"mask_svg": "<svg viewBox=\"0 0 264 264\" xmlns=\"http://www.w3.org/2000/svg\"><path fill=\"white\" fill-rule=\"evenodd\" d=\"M94 32L90 22H80L62 11L59 2L15 0L0 19L1 71H10L9 65L2 63L8 54L33 44L52 68L69 66Z\"/></svg>",
	"mask_w": 264,
	"mask_h": 264
},
{
	"label": "built area",
	"instance_id": "4",
	"mask_svg": "<svg viewBox=\"0 0 264 264\" xmlns=\"http://www.w3.org/2000/svg\"><path fill=\"white\" fill-rule=\"evenodd\" d=\"M42 50L36 46V45H30L25 50H18L12 54H10L6 59L5 63L9 65L11 72L7 74L12 78H15L17 76V73L19 72L20 65L23 66V68H31V72H36L37 74H44L49 75V77L52 75L49 71V65L46 63L44 56H43ZM59 70H65L64 68L60 67ZM1 71V68H0ZM59 71V72H60ZM56 73V72H52Z\"/></svg>",
	"mask_w": 264,
	"mask_h": 264
}]
</instances>
